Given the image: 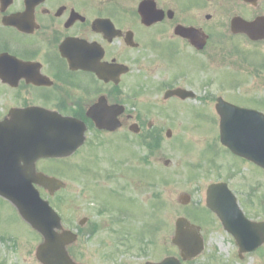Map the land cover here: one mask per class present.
Returning <instances> with one entry per match:
<instances>
[{"label": "flooded vegetation", "instance_id": "flooded-vegetation-1", "mask_svg": "<svg viewBox=\"0 0 264 264\" xmlns=\"http://www.w3.org/2000/svg\"><path fill=\"white\" fill-rule=\"evenodd\" d=\"M261 17L264 0H0V124L13 122L36 144L48 145L64 134L65 118L82 122L87 138L75 155H90L74 167L94 171L97 164H88L95 153L104 157L127 143L132 124L141 127L128 103H187L167 96L177 88L207 93L218 80L209 71L240 57L233 41L256 44L236 34L233 21ZM207 97L206 103L214 98ZM97 103L124 107L118 130L94 124L89 112ZM35 165L60 177L66 159L40 158ZM114 170L107 175L120 179ZM107 175L100 177L107 181ZM228 184L239 198L238 186ZM258 189L264 186L247 194L252 206ZM259 253L264 256V245L252 255Z\"/></svg>", "mask_w": 264, "mask_h": 264}, {"label": "rangeland", "instance_id": "rangeland-1", "mask_svg": "<svg viewBox=\"0 0 264 264\" xmlns=\"http://www.w3.org/2000/svg\"><path fill=\"white\" fill-rule=\"evenodd\" d=\"M233 43L242 45L237 40ZM250 48L256 52L254 60L260 63V69L253 73L252 67L245 65L244 55L242 63L240 59H233L230 66L209 71L218 76V80L207 86V93L264 112V44ZM235 78L236 87L232 84ZM204 90L197 91L199 100L188 103H128L129 111L145 122L141 141L145 142L149 122L158 137V146H153L149 154L143 144L137 148L138 139L130 136L118 151L110 149L104 157H97L99 152L95 153L96 158L88 164H97L93 168L95 174L91 170L77 172L73 165L81 160L84 162L90 155L88 150L82 156L69 159L60 175L68 188L50 201L60 214H64L66 228L76 230L79 221L88 217L82 237L70 248L78 261L145 264L175 255L177 250L171 243L175 221L191 215L190 221L204 225L207 243L205 255L197 264H264L263 253L240 259L232 237L223 231L215 217L205 215L206 187L211 182L226 180L238 186L240 204L248 216L264 221V189L257 190L256 206L247 199L249 183L253 180L264 186V175L249 162L233 158L220 144L215 146L218 140L216 103L201 100L209 95ZM168 129L172 130L171 138L166 137ZM167 160L169 166L165 165ZM113 163L122 164V171L116 172L120 179L108 176L115 173ZM101 174H108L107 181L100 177ZM94 184L97 187L101 184L102 189L98 190L109 202L102 203L101 198L90 191L89 187ZM184 194L192 197L188 206L179 201ZM194 210L198 211L195 215L192 214ZM14 211V207L0 202V233L12 235L6 242L0 241V264H39L34 254L41 239L32 235ZM97 222L98 230L91 235L89 232Z\"/></svg>", "mask_w": 264, "mask_h": 264}, {"label": "water", "instance_id": "water-1", "mask_svg": "<svg viewBox=\"0 0 264 264\" xmlns=\"http://www.w3.org/2000/svg\"><path fill=\"white\" fill-rule=\"evenodd\" d=\"M179 93V91H177ZM184 98L193 96L192 93L182 95ZM219 113H223L222 136L223 142L236 154L245 157L264 168V154L254 150L263 147L256 141L264 140L263 115L225 102L222 98L216 106ZM232 111L230 115L229 112ZM117 111L106 119L100 118L98 112L93 113L97 124L101 127L114 129ZM224 129V130H223ZM171 136V132H168ZM1 139H7L4 135ZM25 142V139H22ZM81 139L73 138L70 145H66V155L71 154ZM79 142V143H78ZM28 155H31L28 152ZM0 170V194L11 200L25 220H27L43 237L44 242L38 247L37 257L43 264H77L68 254L67 246L76 241L77 236L65 231L61 225V218L50 206L48 201L41 199L39 192L32 186V182L44 183L53 193L65 186L54 178H41L37 181L30 170H19L16 166H2ZM221 192L220 196L218 194ZM183 201L187 203L188 198ZM209 207L214 210L225 228L237 239L242 251H251L264 242V231L259 228L261 224L247 220L236 205L235 199L228 192L225 184L211 187L208 198ZM62 230V233L58 231ZM173 242L177 244L184 257H196L204 251V240L200 235V228L192 225L187 219L179 218L177 221V234ZM148 264H177L175 259L167 258L161 263ZM179 264V263H178Z\"/></svg>", "mask_w": 264, "mask_h": 264}]
</instances>
